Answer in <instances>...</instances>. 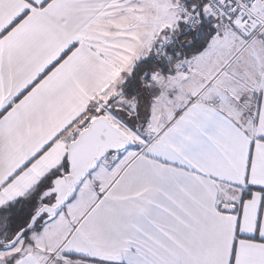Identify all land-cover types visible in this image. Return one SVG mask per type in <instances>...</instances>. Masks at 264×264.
I'll list each match as a JSON object with an SVG mask.
<instances>
[{"label":"snow or ice","instance_id":"snow-or-ice-1","mask_svg":"<svg viewBox=\"0 0 264 264\" xmlns=\"http://www.w3.org/2000/svg\"><path fill=\"white\" fill-rule=\"evenodd\" d=\"M0 264H264V0H0Z\"/></svg>","mask_w":264,"mask_h":264}]
</instances>
